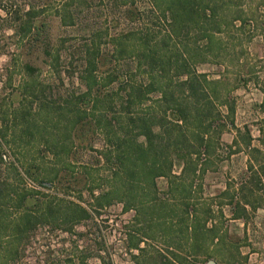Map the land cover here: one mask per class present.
Masks as SVG:
<instances>
[{
	"label": "rangeland",
	"instance_id": "374dc122",
	"mask_svg": "<svg viewBox=\"0 0 264 264\" xmlns=\"http://www.w3.org/2000/svg\"><path fill=\"white\" fill-rule=\"evenodd\" d=\"M47 2V10L39 16V21L44 23L41 38L50 44V52H60L61 72L57 76L49 67L51 57L42 52L44 44L39 42L29 58L23 56L36 70L30 74L18 64L11 85L1 81L6 106L13 109L12 114L16 113L12 123L9 119L7 123L14 141L6 137L8 141L0 145V155L5 154L9 162H14L16 169L0 162L1 180H8L16 191L33 190V195L42 201V207L51 198L61 197L65 199L63 204L64 201H74L89 209L92 198L88 185L83 188L82 199H78L76 194L63 195L58 189L42 188L34 180L35 176H27L25 170L30 162L38 165L39 170L54 169L58 159L50 150L53 145L59 148L63 143H69L65 136L72 115L64 107V113L56 111V103L64 106V100L83 87L75 76L66 72L64 61L71 57L76 60L92 40L100 41V50L105 53L117 51L119 41L129 50L136 40L128 33L136 31V36L144 32L150 47L155 48L158 55L172 58V63L176 52L187 43L191 53L199 54L195 56L198 62L192 63L195 71L219 81L218 92L222 98L228 99V105L233 109L231 113L227 106H217L225 126L220 132L211 134L207 149L193 156L202 170L192 184L198 185L200 176L204 174V179L209 177L205 183L213 191L229 183L233 193L242 189L249 192L253 188L264 193V0L211 1V4H217V15L221 21L228 23L213 38L212 51L217 57L208 51L205 40L197 38L193 31L186 34L182 30L177 35L172 34L170 18L167 14L162 16L156 7V4L162 7L160 0ZM128 9H136V17L130 18L126 12ZM241 19L249 22V30L239 26ZM137 48L140 47L137 45ZM5 59L3 57L1 61ZM136 64L135 59L125 58L112 61L111 67L124 72L129 69L132 71L130 77L135 81H146L143 72L146 65L138 70ZM133 69L136 72L133 73ZM12 92L19 96L11 103L8 97ZM25 111L29 113L27 121L21 116ZM231 120L233 124H230ZM102 142V136L96 133L91 137L95 150L84 149L79 140L74 143L76 170L85 169L90 173V185H94L95 194L106 190L110 175L108 166L97 165L94 161ZM180 171L179 164L173 167L174 174ZM167 184L166 177L156 179L160 199L164 202L165 214L162 217L149 210L137 218L133 209L123 210L122 204L115 201L99 209L98 213L89 210L90 219L77 223L71 233L39 223L21 252L19 264H79L81 260L84 264H177L179 258H175L176 254L182 257L181 264H197V261L202 264L212 259L216 260L215 264H264V245L245 247L238 244L237 239L232 245L227 240L213 247L210 251L213 258L210 259L191 256L184 250L182 256L178 254L176 250L179 249L172 245L173 222L169 220L170 216L167 217V210L173 209L169 204L173 192L167 193ZM11 208L10 215L15 217L19 210ZM235 230L236 224L232 226V232ZM228 232L225 231L227 236ZM136 244L139 248H135Z\"/></svg>",
	"mask_w": 264,
	"mask_h": 264
},
{
	"label": "trees",
	"instance_id": "16d2710c",
	"mask_svg": "<svg viewBox=\"0 0 264 264\" xmlns=\"http://www.w3.org/2000/svg\"><path fill=\"white\" fill-rule=\"evenodd\" d=\"M211 1L160 0L162 7L159 4L156 7L162 16L167 14L170 18L172 34L193 31L197 38L205 40L208 51L214 54L213 38L228 23L221 21L217 4ZM47 3V0H0V83L11 85L18 64L29 73L36 70L23 56L29 58L37 44L43 42L44 23L39 21V16L47 10ZM126 12L130 18L136 17V9ZM241 25L245 30L250 29L248 21L241 19ZM136 34V31L128 33L136 40L129 50L119 41L117 51L105 53L100 50V41L92 40L76 60L71 57L64 61L66 72L75 76L83 87L67 97L64 106L56 103V111L64 113L66 110L72 115L65 136L69 143L59 148L53 145L50 150L58 159L54 169L39 170L38 165L30 162L25 170L27 176H35L34 180L42 188H55L63 195L76 194L78 199H82L83 188L88 185L92 198L89 209L74 201L63 204L65 199L61 197L51 198L42 207V201L33 195V190L16 191L8 180L0 179V264H19L21 252L39 223L71 233L77 223L90 219L89 210L98 213L115 201L122 204L123 210L133 209L137 218L149 210L162 217L164 202L160 199L156 179L166 177V191L172 193L176 189L175 165L181 166L179 175L194 179L201 173V165L193 156L207 149L211 134L220 132L225 126L217 106L225 105L231 113L233 109L228 99L218 92L219 81L195 71L192 63L198 62L195 56L199 54L191 53L187 43L182 44L172 63V58H164L150 47L144 32ZM43 44L42 52L51 57L49 67L58 76L63 63L61 54L50 52L48 41ZM3 57L6 58L4 62L1 61ZM125 58L135 59L138 70L146 65L143 70L146 81H135L129 69L124 72L111 67L112 61ZM2 87L0 145L8 141L6 137L14 141L7 123L8 119L12 123L16 114L6 106ZM18 96L12 92L8 98L12 103ZM28 114V111L21 114L25 121ZM96 133L102 136L103 142L94 156L95 164L102 163L110 168L108 186L97 194L94 185H90V173L85 169L76 170L74 163L77 161L75 141L79 140L84 149L95 150L91 137ZM0 162L16 169L5 154L0 155ZM11 207L19 210L15 217L10 215ZM174 212L170 209L167 215H175ZM134 246L139 248L137 244ZM79 264H84L83 260Z\"/></svg>",
	"mask_w": 264,
	"mask_h": 264
},
{
	"label": "crops",
	"instance_id": "0c3cea01",
	"mask_svg": "<svg viewBox=\"0 0 264 264\" xmlns=\"http://www.w3.org/2000/svg\"><path fill=\"white\" fill-rule=\"evenodd\" d=\"M204 176H200L199 184L195 186L192 184L193 176L176 174V189L172 191V200H169L175 215H167L173 222L172 245L179 249L176 252L182 256L184 250L191 256L210 259L213 258L210 253L212 248L227 240L230 245L237 239L238 244L245 247L263 246L264 193L253 187L249 192L242 189L233 193L228 187L229 183L224 184L220 190L213 191L205 183L209 181V177L204 179ZM260 180L263 181V178L260 177ZM243 182L246 183L245 180ZM235 224L236 230L233 232L236 233L233 234L232 226ZM226 230L232 232L231 235L228 232L227 236ZM175 258H179L177 264H181L182 257L176 254ZM212 260L216 262L215 259Z\"/></svg>",
	"mask_w": 264,
	"mask_h": 264
},
{
	"label": "water",
	"instance_id": "95a60500",
	"mask_svg": "<svg viewBox=\"0 0 264 264\" xmlns=\"http://www.w3.org/2000/svg\"><path fill=\"white\" fill-rule=\"evenodd\" d=\"M207 264H214V262L213 261H209Z\"/></svg>",
	"mask_w": 264,
	"mask_h": 264
}]
</instances>
